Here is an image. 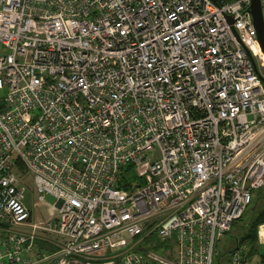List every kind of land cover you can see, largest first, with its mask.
Segmentation results:
<instances>
[{"label":"built area","instance_id":"2783aa9c","mask_svg":"<svg viewBox=\"0 0 264 264\" xmlns=\"http://www.w3.org/2000/svg\"><path fill=\"white\" fill-rule=\"evenodd\" d=\"M250 2L0 0V264H259L216 250L264 189Z\"/></svg>","mask_w":264,"mask_h":264},{"label":"rangeland","instance_id":"374dc122","mask_svg":"<svg viewBox=\"0 0 264 264\" xmlns=\"http://www.w3.org/2000/svg\"><path fill=\"white\" fill-rule=\"evenodd\" d=\"M262 1V6H263V15H264V0ZM2 48L0 47V50ZM259 64V62L257 61V65ZM259 72L261 75L264 76V66L263 67H259ZM3 94V91H0V95ZM159 159V152L157 149H154L151 153H150V163L155 162ZM20 182L22 184V186L25 187L26 192L32 197V191H33V187H32V178L30 175L27 176H20ZM34 192V191H33ZM35 196V193H34ZM45 201L49 204H51L54 200L53 198H51L50 196H46L45 197ZM27 205L28 207L32 210V214H33V219L36 221L42 220V219H46L47 215L44 212L43 208H35L32 207L31 205V200L30 197L27 199ZM262 200L258 201L256 204V207L260 208L262 205ZM252 207H253V203L250 204L247 209L245 210V212L242 215V218L240 220H238L236 222V224H233L232 227L230 228V231L220 239L219 242H217V246H216V250L220 253V255L222 254L224 261L226 259V257L229 255V252H231L232 250H234L236 248V239H238L239 237H241L242 233H244L247 230V225L246 223L248 222L251 214H252ZM259 251L263 252L264 251V246L263 245H259L258 246ZM218 257V255L216 256Z\"/></svg>","mask_w":264,"mask_h":264},{"label":"trees","instance_id":"16d2710c","mask_svg":"<svg viewBox=\"0 0 264 264\" xmlns=\"http://www.w3.org/2000/svg\"><path fill=\"white\" fill-rule=\"evenodd\" d=\"M259 200L263 201L260 208L256 207V204ZM252 203H253V207H252L253 211L248 222L246 223L247 230L244 233H242L241 237L236 239V244L238 245L243 242H247L248 244L247 255L250 258H252L253 261L259 264H264V251L260 252L256 244V228L258 224L264 222V189L255 191L253 193L250 204ZM241 218L242 216L238 220H240ZM236 222H234L233 224H236Z\"/></svg>","mask_w":264,"mask_h":264},{"label":"water","instance_id":"95a60500","mask_svg":"<svg viewBox=\"0 0 264 264\" xmlns=\"http://www.w3.org/2000/svg\"><path fill=\"white\" fill-rule=\"evenodd\" d=\"M247 13L256 33L259 49L264 55V16L261 0H251L249 7L247 8ZM256 72L259 79L264 84V77H262L257 70Z\"/></svg>","mask_w":264,"mask_h":264},{"label":"bare ground","instance_id":"6f19581e","mask_svg":"<svg viewBox=\"0 0 264 264\" xmlns=\"http://www.w3.org/2000/svg\"><path fill=\"white\" fill-rule=\"evenodd\" d=\"M255 52L259 54L261 60L264 62V55H263V53L259 49H257V48L255 49Z\"/></svg>","mask_w":264,"mask_h":264},{"label":"crops","instance_id":"0c3cea01","mask_svg":"<svg viewBox=\"0 0 264 264\" xmlns=\"http://www.w3.org/2000/svg\"><path fill=\"white\" fill-rule=\"evenodd\" d=\"M262 2V1H261ZM262 8H263V6H262ZM264 16V15H263Z\"/></svg>","mask_w":264,"mask_h":264}]
</instances>
